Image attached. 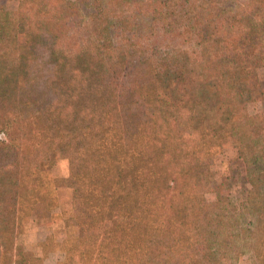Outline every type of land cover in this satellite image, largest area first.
Instances as JSON below:
<instances>
[{"label": "trees", "instance_id": "trees-1", "mask_svg": "<svg viewBox=\"0 0 264 264\" xmlns=\"http://www.w3.org/2000/svg\"><path fill=\"white\" fill-rule=\"evenodd\" d=\"M263 66L264 0H0V264H44L17 244L21 200L48 199L62 158L64 264H228L245 238L264 251ZM226 136L251 186L229 209L206 197Z\"/></svg>", "mask_w": 264, "mask_h": 264}, {"label": "rangeland", "instance_id": "rangeland-1", "mask_svg": "<svg viewBox=\"0 0 264 264\" xmlns=\"http://www.w3.org/2000/svg\"><path fill=\"white\" fill-rule=\"evenodd\" d=\"M21 1L6 0V5L15 10L19 8ZM26 33V27L22 24L19 31L20 41H25ZM258 74L264 81V66L259 69ZM263 109L264 102L250 105L251 113ZM263 167V161L251 164L255 174ZM246 169V163L239 157L232 138L226 136L219 139L213 150L210 165L214 190L207 192V199L212 202L226 200L230 202L228 206L225 204L228 209L237 207L244 199L247 189L251 187ZM69 170L67 159L56 160L44 171V185L40 195L43 194L48 199L45 202H34V194H29L21 200L17 244L23 250H30L35 256L43 258L44 264H64L62 243L76 235V227L70 213L73 191L64 184ZM258 190L260 195L264 196V184L259 185ZM250 219L248 215L245 221ZM239 229L240 227L234 228L233 232L238 233ZM241 244L243 252L235 254L228 264H264V251L254 248L252 238L240 240L239 245Z\"/></svg>", "mask_w": 264, "mask_h": 264}]
</instances>
